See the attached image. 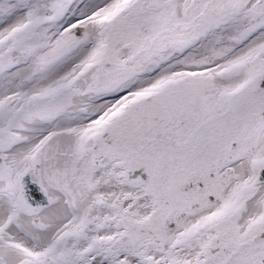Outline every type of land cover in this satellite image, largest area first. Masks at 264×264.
I'll return each mask as SVG.
<instances>
[{
	"label": "snow or ice",
	"instance_id": "snow-or-ice-1",
	"mask_svg": "<svg viewBox=\"0 0 264 264\" xmlns=\"http://www.w3.org/2000/svg\"><path fill=\"white\" fill-rule=\"evenodd\" d=\"M0 264H264V0H0Z\"/></svg>",
	"mask_w": 264,
	"mask_h": 264
}]
</instances>
